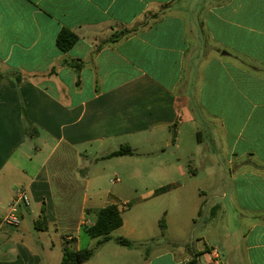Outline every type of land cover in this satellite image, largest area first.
Segmentation results:
<instances>
[{
  "label": "crops",
  "instance_id": "crops-1",
  "mask_svg": "<svg viewBox=\"0 0 264 264\" xmlns=\"http://www.w3.org/2000/svg\"><path fill=\"white\" fill-rule=\"evenodd\" d=\"M64 30L79 38L68 52ZM0 76V264L95 247L85 228L124 196L100 207L92 185L108 162L145 159L163 184L141 200L158 210L119 208L123 225L83 264H264V0H0ZM186 125L191 175L173 159ZM18 188L29 205L8 225Z\"/></svg>",
  "mask_w": 264,
  "mask_h": 264
},
{
  "label": "rangeland",
  "instance_id": "rangeland-1",
  "mask_svg": "<svg viewBox=\"0 0 264 264\" xmlns=\"http://www.w3.org/2000/svg\"><path fill=\"white\" fill-rule=\"evenodd\" d=\"M183 132L184 135L182 137V142L180 143L179 152L173 156V159L176 161V159L182 157L181 163L183 164L184 169L188 172V175H191L193 174L192 170L197 167V165L193 161H191V154L193 152L192 146L194 145L195 141L194 130L189 125H186L183 128ZM143 161V164H145V166L143 167H137L135 165V160H131L132 164L120 163L118 162V160H113L112 162H108L107 164L101 163V165H107V175H105L106 177L102 178V181L99 182V185H92V188H94V193H97L99 188H101L103 192V194L101 193L97 197L95 196L93 198L94 200H97L95 201L97 205L100 207L105 205L107 199L106 197H108V192L115 193L120 191L119 194L124 197H122L123 199L122 201H120V203H118V206L122 210V212H124L126 217H134V215L141 212L143 209L148 210L150 213H156V211L158 210L157 202L154 201L145 203L142 202L141 198H143V194L147 193L149 190L158 188L160 184H163V182L161 180H157V173L153 162H151V160L148 161L147 159ZM99 167L100 166L93 167L91 170H99ZM137 171H141L143 177L146 178V182H141L138 177H134ZM94 174H98V172H95ZM173 177H176V173L173 174ZM118 178L119 180H122V182L118 185H115L117 183L115 181ZM125 186H130L131 190L133 191H131L130 189L123 190V187ZM197 188L201 190L205 188L203 179L198 178L193 185H190L187 182L186 189L187 191H190L189 195L191 196V198H196V201L198 202L200 200L199 198L203 195H200L199 197V192L197 193V196L194 195V192ZM135 190H137L138 193H135ZM75 201L77 202V200ZM125 201H128L131 206H125L123 204ZM59 203H61V201L57 200V205H59ZM166 221V217H162L161 223H163L164 226L166 225ZM149 224L152 230H154V233L157 234L159 232V223L156 221V219L153 222L149 221ZM83 237H85V239H90V237H88L87 235H83ZM159 239L156 238V241Z\"/></svg>",
  "mask_w": 264,
  "mask_h": 264
},
{
  "label": "trees",
  "instance_id": "trees-1",
  "mask_svg": "<svg viewBox=\"0 0 264 264\" xmlns=\"http://www.w3.org/2000/svg\"><path fill=\"white\" fill-rule=\"evenodd\" d=\"M131 33L130 30H123L114 34L110 42L116 41L118 38ZM78 36L70 31H62L57 37V45L62 52H68L77 42ZM3 77L0 76V85ZM177 124L174 125V134ZM133 150L129 147H122L119 151L112 154V156H123L132 154ZM123 225V218L121 211L117 205H109L97 212V219L93 226L85 228L86 233L92 239H99L95 247L91 249H82L80 251H73L66 249L63 255L62 264H83L89 261L95 254L96 250L104 243L112 239L111 234L118 230ZM165 228L163 223L160 224ZM116 242L122 246L135 247L136 243L124 238H117ZM188 264H198L195 259Z\"/></svg>",
  "mask_w": 264,
  "mask_h": 264
},
{
  "label": "built area",
  "instance_id": "built-area-1",
  "mask_svg": "<svg viewBox=\"0 0 264 264\" xmlns=\"http://www.w3.org/2000/svg\"><path fill=\"white\" fill-rule=\"evenodd\" d=\"M29 201L30 200H29L27 191L23 188H18L16 190L15 199L11 206L10 212L3 217L4 223L8 225H14V226L19 225L20 223V217L18 215L19 208L21 205L27 207L29 205ZM213 254L215 255V260L219 261L218 251L214 250Z\"/></svg>",
  "mask_w": 264,
  "mask_h": 264
}]
</instances>
